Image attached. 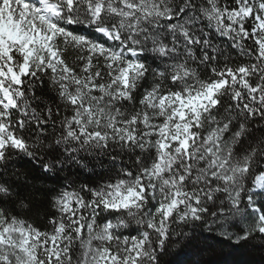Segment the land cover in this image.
Segmentation results:
<instances>
[{
    "label": "clouds",
    "instance_id": "obj_1",
    "mask_svg": "<svg viewBox=\"0 0 264 264\" xmlns=\"http://www.w3.org/2000/svg\"><path fill=\"white\" fill-rule=\"evenodd\" d=\"M0 264H264V0H0Z\"/></svg>",
    "mask_w": 264,
    "mask_h": 264
}]
</instances>
